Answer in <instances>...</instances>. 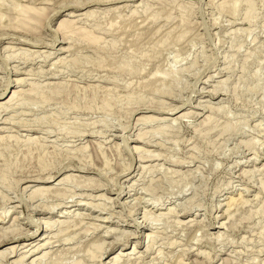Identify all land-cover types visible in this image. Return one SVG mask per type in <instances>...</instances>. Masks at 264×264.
Returning <instances> with one entry per match:
<instances>
[{
	"label": "rangeland",
	"instance_id": "374dc122",
	"mask_svg": "<svg viewBox=\"0 0 264 264\" xmlns=\"http://www.w3.org/2000/svg\"><path fill=\"white\" fill-rule=\"evenodd\" d=\"M0 251L264 264V0H0Z\"/></svg>",
	"mask_w": 264,
	"mask_h": 264
},
{
	"label": "bare ground",
	"instance_id": "6f19581e",
	"mask_svg": "<svg viewBox=\"0 0 264 264\" xmlns=\"http://www.w3.org/2000/svg\"><path fill=\"white\" fill-rule=\"evenodd\" d=\"M1 107H2V106H1ZM3 107H4V106H3ZM153 119H154V118H153ZM174 120H175V119H174ZM50 178H51V177H50ZM50 178H49V179H50ZM42 179H43V178H41V180H42ZM64 179L67 181L68 178L65 177ZM38 180H39V182H40V179H38ZM38 180H37V181H38ZM46 180H48V179H45V181H46ZM43 181H44V180H42V182H43ZM45 181H44V182H45ZM62 181H63V180H62ZM62 181H61V182H62ZM63 182H64V181H63ZM40 189H41V188H40ZM41 190H42V191H39V192H42V193H43V192H45L46 188H45V190H43V188H42ZM47 190H48V189H47ZM36 192H38V191H36ZM34 193H35V192H34ZM7 250H12V251H13V250H14V247H13V248H12V247L7 248V249H5L4 252H7ZM38 250H39V249H38V247H37L35 250H33V251L30 252V253H31V254H34V253H36ZM4 252H3V251H0V256H3V255L5 254ZM11 254H12V253H11ZM23 257H24V256H23ZM23 257L20 258V259L18 260V263L22 262ZM26 257H27V256H26ZM42 257H43V256H42ZM42 257H40V259H41ZM44 257H45V256H44ZM115 259H116V258H115ZM23 260H24V259H23ZM36 260H37V259H35V260L32 262V264H35V261H36Z\"/></svg>",
	"mask_w": 264,
	"mask_h": 264
}]
</instances>
